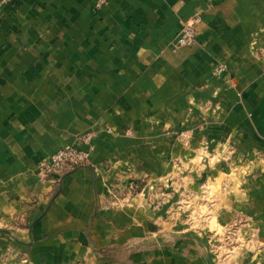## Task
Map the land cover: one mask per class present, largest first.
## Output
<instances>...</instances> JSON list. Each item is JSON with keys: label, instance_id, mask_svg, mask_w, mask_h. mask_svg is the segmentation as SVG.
<instances>
[{"label": "crops", "instance_id": "obj_1", "mask_svg": "<svg viewBox=\"0 0 264 264\" xmlns=\"http://www.w3.org/2000/svg\"><path fill=\"white\" fill-rule=\"evenodd\" d=\"M0 264H264V0L7 1Z\"/></svg>", "mask_w": 264, "mask_h": 264}, {"label": "built area", "instance_id": "obj_2", "mask_svg": "<svg viewBox=\"0 0 264 264\" xmlns=\"http://www.w3.org/2000/svg\"><path fill=\"white\" fill-rule=\"evenodd\" d=\"M10 0L0 2V14L3 5ZM100 4L105 0H99ZM199 18L195 17L182 29L177 37L178 46H191L195 41L196 26ZM89 140V136L85 137V141ZM90 153L88 151L78 149L76 147H68L56 151L48 160L41 162L38 166L39 175L44 178H57L65 174L85 166L88 163Z\"/></svg>", "mask_w": 264, "mask_h": 264}, {"label": "rangeland", "instance_id": "obj_3", "mask_svg": "<svg viewBox=\"0 0 264 264\" xmlns=\"http://www.w3.org/2000/svg\"><path fill=\"white\" fill-rule=\"evenodd\" d=\"M215 225H216V224H215V221L212 219L211 222H210V227H211V230L215 231L214 234H217L216 237H218V239L215 240V242L217 241V243L221 246V244H222L221 241H222V240H219V238L221 237V233H222V231H221V229H218ZM216 231H217V232H216ZM220 243H221V244H220ZM220 246H219V248H220Z\"/></svg>", "mask_w": 264, "mask_h": 264}]
</instances>
